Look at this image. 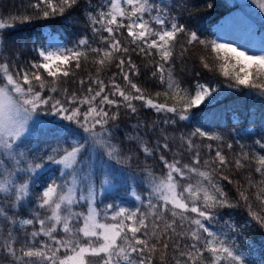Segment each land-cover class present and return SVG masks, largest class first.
Returning <instances> with one entry per match:
<instances>
[{
    "label": "snow or ice",
    "instance_id": "obj_1",
    "mask_svg": "<svg viewBox=\"0 0 264 264\" xmlns=\"http://www.w3.org/2000/svg\"><path fill=\"white\" fill-rule=\"evenodd\" d=\"M253 3L264 12V0ZM27 8L0 17V264H154L157 253L160 264H246L227 232L205 222L218 223L217 210L238 206L217 174L231 184L225 169L255 163L258 179L249 172L237 192L251 220L264 228V155L241 151L230 162L219 147L197 143L219 142L218 135L196 127L175 137L161 122L139 120L125 134L139 152L125 151L115 130L120 109L133 115L150 109L167 126L189 121L193 108L213 102L215 88L197 83L191 92L173 76L180 34L187 37L184 51L199 45L215 54L216 70L228 87L264 96V36L257 46L250 28L247 49L221 42L223 35L208 40L180 24L164 0H84L83 8L81 0H29ZM78 8L91 38L80 36L69 46L49 34L46 44L31 50L36 58L27 66L17 63L19 53L7 56V30L34 17L73 23ZM133 53L152 58L151 76L162 91L148 95L133 79L140 75ZM89 62L96 75L78 78L77 71ZM201 63L213 70L204 57ZM112 68L106 81L101 73ZM69 82L76 88L65 86ZM42 116L67 123L53 125ZM254 143L264 150V137ZM202 149L214 151V157L202 158ZM140 153L158 159L161 171L145 165L139 180L125 171ZM51 165L58 175L45 182ZM121 189L137 203L105 202ZM249 189L260 212L253 210ZM225 226L237 230L230 218ZM243 227H251V221Z\"/></svg>",
    "mask_w": 264,
    "mask_h": 264
},
{
    "label": "trees",
    "instance_id": "obj_2",
    "mask_svg": "<svg viewBox=\"0 0 264 264\" xmlns=\"http://www.w3.org/2000/svg\"><path fill=\"white\" fill-rule=\"evenodd\" d=\"M92 2L96 4L98 0H92ZM164 3L171 5V13L180 24L185 25L190 30L200 32L203 38L208 40H217L215 25L238 7V5H232L229 0H164ZM28 4L29 0H0V17L7 18L11 14L23 13ZM250 5V2L245 5V8L247 7L246 11L260 25L259 30L264 31V19H262L264 12L251 9ZM83 7L84 0H81V8ZM27 11L32 12L33 10L27 8ZM48 32L58 34L60 39L69 46H72L80 36L91 38L92 35L80 8L75 10L73 23H66L60 17L50 20L34 17L32 23L17 24L14 29L7 30L8 34L5 36V40L8 42L7 56L15 57L19 53L20 59L17 63L27 66V60L36 58L35 53L31 50L46 43ZM186 40L187 37L184 34H180L177 37L175 54L171 64L173 76L180 82L182 87L188 88L191 92L195 91L197 83L215 88V99L211 104L205 103L199 108H193L189 121L167 126L162 124L163 118L158 117L150 109L139 108L138 113L135 115L127 113L124 109H120L119 119L116 121L119 127L115 130V135L122 147L125 151L131 147L139 152V149L135 145H129L125 140V134L133 131L130 125L136 123L138 120L144 121L147 124L158 121L161 122L160 126L162 128H166L169 135L175 137L189 133L196 127H200L209 134L220 136L222 139L219 142L197 140V143L202 145L210 143L213 145L214 150L219 147L230 162L234 161L237 158V154L241 151L251 152L255 150L264 155V150H261L254 143V141L261 140L264 137V96H260L254 91L249 92L246 89L237 90L234 87H228L230 82L216 70L215 66L218 62L214 58L215 54L205 52L202 46L199 45L188 47V50L184 51ZM201 57H204L213 70L210 71L203 67ZM132 58L140 71L139 77H133V79L139 86L146 89V94L154 95L155 92L162 91V86L158 81H154L151 76L154 70V65L150 62L152 58L145 59L135 53L132 54ZM114 71L115 69L112 68L101 73V76L107 81L111 72ZM76 75L78 78L95 76V67L90 62L86 63L81 70L77 71ZM65 86L70 90L76 88V84L72 82L67 83ZM220 89H226V91L220 93L218 91ZM159 102H165L164 98L160 97ZM167 102L169 104L173 103L171 100ZM136 103L139 105V102ZM41 119L47 120L53 125L55 123H67L61 122L58 118L52 116H42ZM148 139L150 142L153 140L151 133ZM228 144H232L231 149L227 147ZM214 154V151L207 153L206 150L202 149V158H211L214 157ZM168 155L169 159H171V154ZM184 160L187 162V155L184 157ZM244 163L248 164L249 162L245 161ZM145 165L156 172H160L162 169V165L158 159H145L143 154L140 153L139 160L133 161L132 168L125 169V171H132L137 176V180H139L142 176L141 169ZM255 166V163H251L250 167L239 170L235 167L225 169V173L230 175L233 180L231 184L226 180L220 179V175L217 174L216 179L220 181L229 200L238 206L217 210L216 220L218 223H210L215 227L214 231H225L235 241V245L246 255V264H264V228H261L254 220H251L248 210L244 202L240 200L237 192L239 185L245 183V177L249 172H252L253 179H258L257 174L254 172ZM46 167L49 168V171L44 177L45 182L49 178H54L58 175L57 166L51 165ZM37 191H39V187ZM253 192V189H249L253 210L260 212V207L255 201L254 195H252ZM108 195L110 198L105 201L108 203L112 202L113 199L116 202L123 200L128 206L137 203L133 198L128 197V194L123 189L116 194L109 193ZM261 215H264V213H261ZM229 218L236 225L237 230L235 232L228 230L225 226V221ZM247 221H251V227H243ZM154 264H160L159 253L156 255Z\"/></svg>",
    "mask_w": 264,
    "mask_h": 264
},
{
    "label": "rangeland",
    "instance_id": "obj_3",
    "mask_svg": "<svg viewBox=\"0 0 264 264\" xmlns=\"http://www.w3.org/2000/svg\"><path fill=\"white\" fill-rule=\"evenodd\" d=\"M232 5H238L237 9L230 12L226 15L225 18L220 20L215 25V31H217V39L223 35L225 39L221 40V42H235L238 47H241L242 49H247L250 44L248 40V32L251 28V31L254 33L256 40L254 43L258 46L259 44V38L264 36V31H260V25L257 23V21L253 18L252 15H250L245 8V5L250 2V8L258 11L259 9L255 6L253 3V0H229ZM49 34H53L57 36L58 39H60L58 34L55 33H47V41L49 39ZM62 42H64L62 39H60ZM46 41V43H47ZM45 43V44H46ZM65 43V42H64ZM258 50V47H257ZM220 93H224L226 89H220L218 90ZM217 91V92H218ZM215 96V94H213ZM123 193V192H122ZM128 197H130L128 195ZM132 198V197H130ZM123 200H118L117 202H121ZM108 203V202H106ZM206 225L214 230L215 227L211 224L206 223Z\"/></svg>",
    "mask_w": 264,
    "mask_h": 264
}]
</instances>
